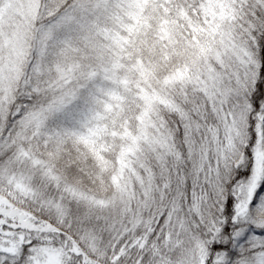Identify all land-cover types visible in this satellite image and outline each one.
I'll return each instance as SVG.
<instances>
[{
    "label": "snow or ice",
    "instance_id": "1",
    "mask_svg": "<svg viewBox=\"0 0 264 264\" xmlns=\"http://www.w3.org/2000/svg\"><path fill=\"white\" fill-rule=\"evenodd\" d=\"M0 264H264V0H0Z\"/></svg>",
    "mask_w": 264,
    "mask_h": 264
}]
</instances>
